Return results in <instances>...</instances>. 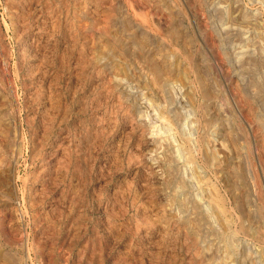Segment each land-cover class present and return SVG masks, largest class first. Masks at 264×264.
Instances as JSON below:
<instances>
[{
  "label": "rangeland",
  "instance_id": "rangeland-1",
  "mask_svg": "<svg viewBox=\"0 0 264 264\" xmlns=\"http://www.w3.org/2000/svg\"><path fill=\"white\" fill-rule=\"evenodd\" d=\"M263 241L264 0H0V264Z\"/></svg>",
  "mask_w": 264,
  "mask_h": 264
},
{
  "label": "bare ground",
  "instance_id": "bare-ground-1",
  "mask_svg": "<svg viewBox=\"0 0 264 264\" xmlns=\"http://www.w3.org/2000/svg\"><path fill=\"white\" fill-rule=\"evenodd\" d=\"M256 100V99H255ZM149 103V102H148ZM153 103V102H152ZM151 103V104H152ZM154 108V107H153ZM204 109V108H203ZM153 110V109H152ZM157 112V111H156ZM204 112V111H203ZM154 113V112H153ZM156 114V113H155ZM204 114V113H203ZM142 115V114H141ZM150 115V114H149ZM153 115H151V117H152ZM147 117V116H146ZM148 118H150V116H148ZM153 118V120H154V117H152ZM159 119V118H158ZM162 119V118H161ZM157 121V120H156ZM164 121H165V119H164ZM161 122H162V120H161ZM153 123H155V121L153 122ZM163 124V123H162ZM155 125V124H154ZM165 125V123L163 124V126ZM166 127H167V125H165ZM165 126H164V128H165ZM194 126V125H193ZM234 126V125H233ZM169 127V126H168ZM154 130H153V132L155 133H157V134H159L162 130L160 129V127L158 128V126L156 125V127H152ZM206 129V128H205ZM204 130V129H203ZM160 131V132H159ZM159 132V133H158ZM169 132H171V129H169ZM169 132H167V133H169ZM173 137V136H172ZM174 139V138H173ZM220 140V139H219ZM219 144V143H218ZM183 146V145H182ZM182 148H179L178 150H177V153L178 154H180V155H184V154H182L183 152H182V150H181ZM200 150V149H199ZM220 152H222V151H220ZM227 153V152H226ZM225 153V154H226ZM192 155V154H191ZM191 155L189 156V158L187 159V161H186V163H188V165L191 163ZM193 157V156H192ZM193 159V158H192ZM231 160V159H230ZM67 161V160H66ZM169 161V160H168ZM171 162V161H170ZM191 170V169H190ZM193 171V170H192ZM191 171V176H192V178L194 179V172H192ZM195 179H197V178H195ZM180 183V182H179ZM257 183H258V181H257ZM182 184V183H181ZM258 195H259V193H258ZM262 196V195H261ZM258 197V196H257ZM209 198V197H208ZM207 198V199H208ZM186 199V198H185ZM245 199V198H244ZM209 200V199H208ZM181 201V200H180ZM250 201V200H249ZM188 202V201H187ZM171 204V203H170ZM183 205H184V202L182 203ZM185 206V205H184ZM212 207H213V205H212ZM219 207V206H218ZM221 210V209H220ZM247 211H249L248 209H247ZM223 212V211H222ZM248 213V212H247ZM220 214V213H219ZM206 215V214H205ZM226 215V214H225ZM215 216V215H214ZM217 216V215H216ZM227 217V216H226ZM222 218V217H221ZM255 220V219H254ZM223 221V220H222ZM241 225V224H240ZM229 229V228H228ZM244 229V228H243ZM257 231V230H256ZM263 231V230H262ZM258 232V231H257ZM258 236H260V235H258ZM260 238H262V237H260ZM230 242V241H229ZM264 242V241H263ZM251 250V249H250ZM238 254V253H237ZM253 255V254H252ZM243 256V255H242ZM264 257V256H263ZM239 261V260H238ZM242 263V262H241Z\"/></svg>",
  "mask_w": 264,
  "mask_h": 264
}]
</instances>
